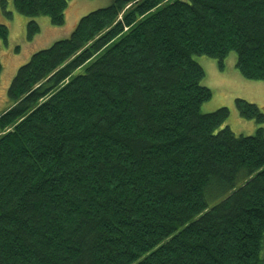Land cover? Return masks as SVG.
Wrapping results in <instances>:
<instances>
[{"label": "trees", "instance_id": "16d2710c", "mask_svg": "<svg viewBox=\"0 0 264 264\" xmlns=\"http://www.w3.org/2000/svg\"><path fill=\"white\" fill-rule=\"evenodd\" d=\"M69 1L13 0L25 39ZM232 50L264 81V0H111L33 52L0 113V264H264V131L201 111L194 55Z\"/></svg>", "mask_w": 264, "mask_h": 264}, {"label": "rangeland", "instance_id": "374dc122", "mask_svg": "<svg viewBox=\"0 0 264 264\" xmlns=\"http://www.w3.org/2000/svg\"><path fill=\"white\" fill-rule=\"evenodd\" d=\"M4 9L0 0V23L8 27L7 44L0 43V113L7 109L11 102L7 96L8 86L18 66L26 62L30 55L41 48L48 47L53 41L67 37L79 18L87 12L108 5L111 0H70L65 11V22L61 26L51 25L46 16H37L40 32L31 41L25 39V24L28 18L19 14L13 0H4ZM18 47V49H16ZM195 59L204 69L201 84L211 89V97L201 104L202 112L213 111L221 106L229 109V116L220 127L228 125L236 134H253L259 127L264 131V121L246 119L239 115L234 105L236 97L256 103L264 112V81L245 78L235 67L236 52L230 51L224 59L223 68H219L215 58L200 54ZM217 199L210 200L209 204Z\"/></svg>", "mask_w": 264, "mask_h": 264}]
</instances>
